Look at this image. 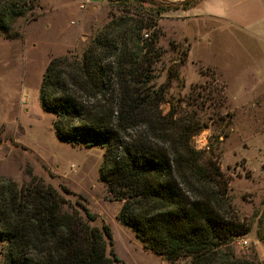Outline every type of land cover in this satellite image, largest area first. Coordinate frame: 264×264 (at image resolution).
<instances>
[{
	"label": "trees",
	"instance_id": "16d2710c",
	"mask_svg": "<svg viewBox=\"0 0 264 264\" xmlns=\"http://www.w3.org/2000/svg\"><path fill=\"white\" fill-rule=\"evenodd\" d=\"M116 1L147 2L158 14L194 3ZM33 3L0 0V31ZM142 29H151L149 36ZM156 41L155 20L110 22L81 56L49 60L38 88L40 108L54 114L58 139L103 147L99 178L122 202L117 220L146 249L168 260L187 257V264H262L228 251L250 228L229 210L219 167L210 158L202 162L190 143L199 124L159 110L164 87L149 84ZM63 204L34 177L27 185L0 177V264H115L103 232L90 224L93 216Z\"/></svg>",
	"mask_w": 264,
	"mask_h": 264
},
{
	"label": "rangeland",
	"instance_id": "374dc122",
	"mask_svg": "<svg viewBox=\"0 0 264 264\" xmlns=\"http://www.w3.org/2000/svg\"><path fill=\"white\" fill-rule=\"evenodd\" d=\"M72 0H34L31 10L0 31V177L27 185L31 177L63 199V209L103 232L105 253L115 264H187L146 249L116 218L122 204L100 180L103 147L58 139L54 114L40 108L38 88L52 58L81 56L93 36L110 22L155 20L157 58L154 88L164 87L161 114L192 118L200 129L190 143L201 161L212 159L227 183L229 210L249 226L234 238L235 257L264 264V85L243 74L259 44L221 21L198 17L209 3L158 14L142 1H106L74 6ZM181 1V0H166ZM192 20V21H191ZM151 29H142L149 36ZM142 34V35H143ZM107 232V234L104 233ZM245 240L246 244H240ZM3 243L0 242V253ZM1 263V254H0Z\"/></svg>",
	"mask_w": 264,
	"mask_h": 264
},
{
	"label": "crops",
	"instance_id": "0c3cea01",
	"mask_svg": "<svg viewBox=\"0 0 264 264\" xmlns=\"http://www.w3.org/2000/svg\"><path fill=\"white\" fill-rule=\"evenodd\" d=\"M106 1L110 0H90L89 5L97 6ZM201 1L202 4L205 1L209 3L207 10L198 17L188 19H195V21L203 18L218 20L254 39L259 45L253 49L255 56L251 59V64L243 76L250 79V84L264 85V0ZM79 2L81 0L71 1L76 7Z\"/></svg>",
	"mask_w": 264,
	"mask_h": 264
},
{
	"label": "water",
	"instance_id": "95a60500",
	"mask_svg": "<svg viewBox=\"0 0 264 264\" xmlns=\"http://www.w3.org/2000/svg\"><path fill=\"white\" fill-rule=\"evenodd\" d=\"M164 1L166 4H169V5H176V6H180V5H183L191 0H181V1H166V0H162Z\"/></svg>",
	"mask_w": 264,
	"mask_h": 264
},
{
	"label": "built area",
	"instance_id": "2783aa9c",
	"mask_svg": "<svg viewBox=\"0 0 264 264\" xmlns=\"http://www.w3.org/2000/svg\"><path fill=\"white\" fill-rule=\"evenodd\" d=\"M90 0H81L80 7H83L84 5L89 4ZM143 37H146V34H143ZM240 244H246L245 240H241Z\"/></svg>",
	"mask_w": 264,
	"mask_h": 264
}]
</instances>
